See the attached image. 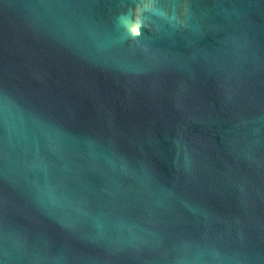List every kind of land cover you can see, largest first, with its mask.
<instances>
[{"label":"water","instance_id":"obj_1","mask_svg":"<svg viewBox=\"0 0 264 264\" xmlns=\"http://www.w3.org/2000/svg\"><path fill=\"white\" fill-rule=\"evenodd\" d=\"M0 264H264V0H0Z\"/></svg>","mask_w":264,"mask_h":264}]
</instances>
